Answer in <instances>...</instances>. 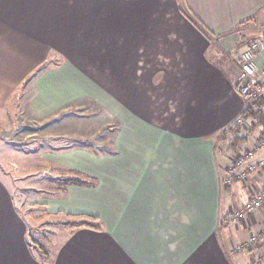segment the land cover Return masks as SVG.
Masks as SVG:
<instances>
[{
  "label": "crops",
  "instance_id": "obj_1",
  "mask_svg": "<svg viewBox=\"0 0 264 264\" xmlns=\"http://www.w3.org/2000/svg\"><path fill=\"white\" fill-rule=\"evenodd\" d=\"M261 13L264 0H0V105L22 93L25 78L42 66L29 78L35 94L27 100L38 115L99 94L124 124L112 138L114 154L56 148L54 167L95 185H64L40 204L53 214L95 216L103 227L73 228L48 264H245L231 257L245 260L256 248L236 255L229 244L259 233L261 220L251 215L220 229V184H237L222 190L227 206L244 203L252 189H264V165L250 171L232 163V155L250 148L249 136L227 149L229 159L214 145L248 104L234 90L242 51L235 52L230 35ZM227 37L235 55L212 41ZM263 54L257 64L264 71ZM255 133L264 135L260 127ZM258 160L264 147L250 159ZM5 185L0 179V264H43L26 243V225ZM185 200L193 205V227L183 229ZM198 203L211 216L201 228ZM153 209L165 226L167 209L182 221L160 228ZM259 240L257 252L264 249Z\"/></svg>",
  "mask_w": 264,
  "mask_h": 264
},
{
  "label": "rangeland",
  "instance_id": "obj_2",
  "mask_svg": "<svg viewBox=\"0 0 264 264\" xmlns=\"http://www.w3.org/2000/svg\"><path fill=\"white\" fill-rule=\"evenodd\" d=\"M258 34L262 35L261 40H257ZM230 36L233 43L230 42V38L228 37L224 39L222 43L215 41V39H212V41L217 47L225 46V50L227 51L229 49H226L224 42L228 41L232 43L237 53L239 51L243 52L249 45L255 44L257 49L264 53V14L261 13L254 21L239 27L236 29V32ZM228 53L231 55L236 54L232 53L230 50ZM238 57L239 56L235 57V62ZM62 59L63 58L57 61H49L48 69L52 70V67L60 66L63 61ZM42 69L43 67L41 66V68L36 70L39 72ZM48 69H45L44 72ZM36 70H34V72ZM31 75H33V73ZM31 77L25 78L26 80L24 79L26 82L24 81L22 93L18 94V92H14L7 99L6 103L0 105V179L6 184V188L11 193L12 202L18 216L20 215L23 217L24 223L26 222L33 227L31 232L32 239L37 243L39 248L41 247V249L34 250V255L42 263H48L56 258L60 247L75 231L73 229L74 227L61 225L59 223L60 220L72 221L78 219L72 216L58 217L50 213L46 205L40 204L46 202L50 195L60 191L61 188L64 187L63 172L54 167L55 164H57L55 161L60 162V155H57L60 153L56 151V148L63 147L64 145L68 146L72 141L76 144L75 148H81L82 146L78 141H83L88 142L86 145L87 147L82 148L83 150L95 151V154H104V156L114 154L111 145L113 143L111 141L116 132L123 128L124 124L120 123V115L118 117L116 112L112 111L109 105L103 102L99 94L95 96L94 94L90 95L84 93L85 95H81L61 105L60 108L56 106L57 108H54V110H48L38 115V113L32 110L29 101H27L35 94L32 84L29 83V78ZM110 79L111 77L106 78L107 81L111 82ZM105 94L110 98L109 94ZM255 100L257 99L246 97V101L249 103ZM25 101L27 102L25 103ZM251 121L252 119L246 120V124L243 128L244 132L249 130ZM236 134L240 133L236 132ZM233 136L234 133L227 132L225 138L222 140L217 138L218 135H216L214 145L216 155L227 156V146ZM65 137L68 140L62 139ZM261 140H264L263 136L258 135L254 130L250 133L247 144L249 147L255 148L254 145L258 144ZM227 159H229V156H227ZM222 164L223 163H220V165ZM57 176H59V178ZM223 185L224 184H220L219 211H221L220 208L224 207L225 214L223 215L224 211L222 214L218 212L219 216L217 218L223 216L222 220L219 222L221 223L220 229L221 226H225L226 223L233 222L227 220L228 215L235 214L236 211L241 210L243 205H240L242 201L239 199V204L232 203V205L227 206V200L222 198V190H226L227 192L229 187L235 188L237 184H230V186L226 184L225 187ZM199 186L200 189H202V185ZM258 190H260V188L252 189L250 196ZM60 194L61 193L56 195L59 196ZM231 197L232 195H230V199ZM205 205L206 203H198L197 217L201 218L198 223L200 228L202 222H206V218L210 220L211 217L207 213L208 205ZM185 206L184 209L186 210H184L183 213V229L193 227L188 224L187 218L191 216L190 214H193L189 211L193 205L188 200H185ZM44 209L47 211L48 216L45 215ZM208 210L210 212L209 208ZM257 211L258 210L249 214L247 218H250L251 215H255L261 220V224L258 226L262 229L259 233H257L256 230L253 232L255 242H245L239 245L244 246L246 249H257L262 243L259 240V236L264 234V213L261 211L257 213ZM152 212H154V209ZM214 213L216 212L214 211ZM166 214L167 216L165 219L168 218L166 224L171 228H173L174 224L177 222L180 223V221H182L180 216L170 214L168 209ZM153 216L158 222H161L159 225L160 228L168 227L167 225L165 226V220H161V214H158L157 211L153 213ZM100 227H103L101 223ZM225 237L226 240H228L227 237L230 239L229 236ZM232 242V244H229L231 248L237 244L233 240ZM245 248L241 247L239 251L233 249L232 252H235L237 255V252H246L247 250ZM256 249H253V254L248 253L245 260L239 255L236 258L231 257V260L244 261L245 264L248 261L251 264H258V261H263L264 264V249L259 252H257ZM43 252L47 253V257ZM249 256L252 258L250 257L251 259H249Z\"/></svg>",
  "mask_w": 264,
  "mask_h": 264
},
{
  "label": "built area",
  "instance_id": "obj_3",
  "mask_svg": "<svg viewBox=\"0 0 264 264\" xmlns=\"http://www.w3.org/2000/svg\"><path fill=\"white\" fill-rule=\"evenodd\" d=\"M257 50L258 49L256 45L251 44L239 55L238 59L236 60L238 72L234 82V90L240 96L251 97L252 99H257L264 95V71L261 70L257 64L255 54V51ZM245 124L246 120L239 116L232 124V129L236 131H238V129L243 130ZM254 147L255 148L250 147L244 151H241V153L232 155V163L234 164V166H246V168L250 171H255L257 170V168L263 167L264 160L251 162L250 159L254 156L257 148L264 147V140H261L258 144H255ZM231 166L232 165L230 164V167ZM245 176V170H241V172L237 174L238 178L244 179ZM229 181L230 179L228 178L226 182ZM263 204L264 189H261L247 198V200L243 203L241 210L236 211L235 214H229L227 218L231 221L245 220L249 214H252L256 210H260ZM246 242H255V237L253 236V234L249 235ZM239 245L241 244L234 245L232 250L235 249L236 251H239L241 250V247L245 248L244 246Z\"/></svg>",
  "mask_w": 264,
  "mask_h": 264
},
{
  "label": "trees",
  "instance_id": "obj_4",
  "mask_svg": "<svg viewBox=\"0 0 264 264\" xmlns=\"http://www.w3.org/2000/svg\"><path fill=\"white\" fill-rule=\"evenodd\" d=\"M190 20L192 21V23H194V25H196L197 20L196 21H193V19H190ZM255 54H256V61H258V56L261 55V51L257 50V51H255ZM263 64H264V61H263ZM36 73H37V70L35 72H33V75ZM33 75H31V76H33ZM240 97H242L243 99L246 100V96H240ZM247 103L248 104H247L246 108L244 109V111L240 114V117L245 119V120L252 119L251 123L249 124V130H246L244 132L243 130L238 129V131H236V130L232 129V124L235 121L234 120L232 123H230L224 129L220 130L217 134L218 135L217 138L223 140L225 138V135L227 132L234 133V136L232 137V139L230 140V142L227 146V149H233L234 147L244 143V141L247 140L250 133L253 132L257 127H260V132L262 134H264V95L257 98V100H255L253 102L251 101L250 103L249 102H247ZM231 130H233L234 132ZM236 132H239L240 134H236ZM220 133H221V135H220ZM262 136H264V135H262ZM78 142H80L82 148L87 147L86 145L88 142H83V141H78ZM74 147H76V144H75V142L72 141V143L69 144L66 148L73 149ZM63 175H64V177H63V184L64 185H74V184L79 185V184H81V185L90 186V187L95 185V181H93L89 178H86V176L79 174V173L76 174V173L71 172L70 176L65 175V174H63ZM57 177L59 178V176H57ZM44 211H45V209H44ZM44 213H45V215H47V211H45ZM55 215H57L58 217L68 216V214H65L62 212H56ZM72 217L78 218V219L72 220V221L60 220L59 223L61 225H64V226H69V227H74V228H89V229H94V230H102V228L100 227L99 219L95 216H92V215H86V216L85 215H74ZM25 225H26V235H25L26 243L32 249L33 252H34L33 249H41V247L39 248L37 243L32 239L31 232H32L33 227L31 225H28L26 222H25ZM260 237H262V240L264 241V234L260 235ZM43 253H45V255L47 257V253L46 252H43ZM48 263H43V264H48Z\"/></svg>",
  "mask_w": 264,
  "mask_h": 264
}]
</instances>
